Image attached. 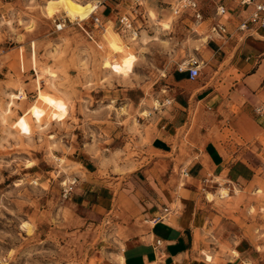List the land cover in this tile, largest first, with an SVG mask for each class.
I'll return each mask as SVG.
<instances>
[{
  "label": "rangeland",
  "instance_id": "1",
  "mask_svg": "<svg viewBox=\"0 0 264 264\" xmlns=\"http://www.w3.org/2000/svg\"><path fill=\"white\" fill-rule=\"evenodd\" d=\"M51 1L0 0V264H121V214L64 197L81 173L69 157H90L100 176L129 174L147 164L154 137L186 123L174 139L183 154L197 126L195 109L192 100L188 118L186 112L173 117L179 86L169 77L206 47L196 28L202 37L209 34L171 13L154 14L172 20L160 30L143 0L148 28L137 39L107 23L94 32L93 43L87 28L81 32L76 25L90 16L70 17L62 8L47 16ZM66 1L91 13L87 4L95 6ZM58 21L64 24L59 32ZM194 87L196 82H186L181 89ZM230 134L225 129L218 140ZM175 174L183 175L177 167ZM256 174L243 190L221 182L227 189L223 197L217 190L210 204L203 249L225 257L224 246L237 250L243 262L264 264V171ZM212 191L204 192L205 202Z\"/></svg>",
  "mask_w": 264,
  "mask_h": 264
},
{
  "label": "crops",
  "instance_id": "2",
  "mask_svg": "<svg viewBox=\"0 0 264 264\" xmlns=\"http://www.w3.org/2000/svg\"><path fill=\"white\" fill-rule=\"evenodd\" d=\"M86 1H98L97 14L104 25L110 23L113 28L117 15L128 8L127 1L122 0ZM172 1L144 0L149 12L158 18L169 15ZM239 1H225L230 11L228 30L233 35L227 45L218 49V40L212 39L202 54L201 50L196 53L203 62L201 74L194 81L196 87L191 91L181 89L189 82L187 73L186 78L183 72L169 77L181 89L174 95L173 117L186 112L188 118L192 100L195 109L197 126L183 154L174 139L176 131L186 123L161 131L162 137H154L148 147L147 164L129 174L100 176L90 157H81L80 153L69 157L83 174L77 173L71 179L75 180L71 201L101 205L107 213L121 214V264H248L235 249L220 245L225 257L203 249L208 242L205 235L212 215L210 204L218 192L227 188L243 190L254 181L257 170L264 171V27L236 32L237 25L253 11V5L264 0H255L249 6H239ZM158 21L172 22L170 17ZM178 27L177 32H183L184 26ZM195 32L202 42H207L199 27ZM205 117H211L213 122L207 124ZM225 129L230 136L218 140ZM176 167L183 175L175 174ZM209 187L213 191L211 200L206 197L207 203L203 195ZM165 208L168 213L163 212ZM107 264L117 263L112 259Z\"/></svg>",
  "mask_w": 264,
  "mask_h": 264
},
{
  "label": "built area",
  "instance_id": "3",
  "mask_svg": "<svg viewBox=\"0 0 264 264\" xmlns=\"http://www.w3.org/2000/svg\"><path fill=\"white\" fill-rule=\"evenodd\" d=\"M127 1L128 8L125 12L117 15L115 28L125 33L129 37L136 38L140 29H146L148 17L142 7V0H122ZM226 0H173L169 4V10L171 14H175L179 17L181 24L197 25L205 27L207 29L206 34H209L206 45H208L212 39L216 41L219 46L218 49L227 45L232 38V33L228 30L229 22V9L225 3ZM255 0H240L239 6H249ZM94 9L90 17L82 22L77 27L82 31L88 39L93 43L95 42L94 32H99L103 29V22L101 17L97 14L100 3L94 1ZM89 21V24L86 23ZM64 24L58 21L55 24V31L59 32L63 30ZM264 27V1L253 5V11L250 13L247 19H244L236 27V32L256 31ZM200 66H203V62L197 57H189L186 61L182 62L178 66L179 72H186L189 82L196 81L200 74ZM75 184L73 180L70 185L63 191L64 197H68L72 191V187ZM164 213H168V209H163ZM158 244V243H157Z\"/></svg>",
  "mask_w": 264,
  "mask_h": 264
},
{
  "label": "bare ground",
  "instance_id": "4",
  "mask_svg": "<svg viewBox=\"0 0 264 264\" xmlns=\"http://www.w3.org/2000/svg\"><path fill=\"white\" fill-rule=\"evenodd\" d=\"M68 1H70V2H74V1H82V0H68ZM78 2H74V5H76ZM142 5H143V0H142ZM73 6V5H72ZM56 8H62L65 12H67L68 13V15L70 16V17H74V15H76V16H78V18H86V17H88V16H90V14H91V12H89V11H86V10H82V9H74V8H70L69 6H68V4H67V1L66 0H56V1H51V2H49V3H47V5L45 6V15H49V14H51L52 12H54V10L56 9ZM169 8V7H168ZM150 13V12H149ZM53 14V13H52ZM172 16H174V17H176L177 19H179V17L177 16V15H175V14H171ZM149 17H150V20H151V22L153 23V25L154 26H156L157 28H159L160 30H162V31H165V30H168L170 27H169V22H163V21H158L157 19H156V17L152 14V13H150L149 14ZM138 37V36H137ZM137 37L136 38H132L131 37V40H133V39H137ZM208 39V38H207ZM44 70V69H43ZM13 98L15 99H18V97L15 95V96H12V100L10 101V103H12L13 102ZM21 98H23V96L21 97ZM155 103V102H154ZM158 104V103H157ZM157 104H156V106H157ZM224 194H225V192L224 191H222V193H221V197H223L224 196ZM207 199H209V200H211L212 199V197L209 195L208 196V198ZM233 254H234V256H238V253L237 252H235V251H233ZM123 263V262H122Z\"/></svg>",
  "mask_w": 264,
  "mask_h": 264
}]
</instances>
